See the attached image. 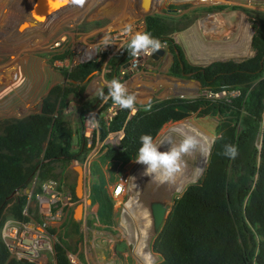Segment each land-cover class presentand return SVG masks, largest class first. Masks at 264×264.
<instances>
[{
	"label": "rangeland",
	"instance_id": "obj_1",
	"mask_svg": "<svg viewBox=\"0 0 264 264\" xmlns=\"http://www.w3.org/2000/svg\"><path fill=\"white\" fill-rule=\"evenodd\" d=\"M34 1L0 0V121L38 112L41 98L49 87L67 81L60 69L69 70L78 63L89 60L97 63V67L85 77L81 96L83 101L94 99L95 89L104 80H110L105 77L109 59L128 41L129 37L124 32L125 26L131 24L134 32H143L144 16L148 13H162L168 15L173 24H181V28L171 31L170 36L184 47L185 53L188 54L187 60L206 63L214 59L235 60L251 55L249 43L254 20L247 9L264 10V0H152L154 6L151 0H85L82 6L72 2L70 5L60 6L62 8L57 12V9L54 10L56 13L51 15L52 19L48 15L46 21L35 22L30 13ZM103 35L110 36L114 43L100 49ZM162 45L164 49L162 55L156 58L146 55L132 57L124 62L126 67L124 73L120 72L119 67L117 77L126 84L130 93L136 95L139 104H146L154 98L193 97L198 94L199 84L196 80V83H193L189 78L183 80L167 72L171 52L166 44ZM198 55L202 59H192V56ZM129 64L132 66L131 70L127 68ZM98 103L101 101L99 100L96 105ZM80 104L81 102L71 96L63 108V117L74 132L71 137L73 150L77 148V128L81 127L82 123L78 115ZM230 110L234 113L221 111L220 114L214 113L212 107L206 114L182 109L183 116L163 123L154 140L169 137L174 143H178L180 138L172 135L171 129L180 126L205 133L211 141L216 135L217 122L222 119L235 120L236 112L234 109ZM164 144V147H170L169 143ZM134 149L127 162L139 164L133 160L136 158L138 147ZM84 157L85 154L79 160L48 163L40 173L32 176L30 185L26 184L10 196L26 197L22 220L14 219L6 209L3 210L5 219L0 233L8 246L10 258H19L16 254L20 247L19 239L26 235L25 231H28L27 227H31L32 223L43 229V237L49 248L44 247V244H38V241L33 243L38 252V260H42H39L40 263L37 259H29L30 261L54 264L52 245L58 242L66 247V253L70 254L73 261L75 260L73 254H78L79 262L76 264L96 263L88 256L89 243H92L89 228L96 220L90 213L95 204L90 206V203H97L96 215L100 221L108 220L107 214L112 205L107 168L98 159V155L90 164L89 173H83L81 218L72 217L73 207L79 201L75 199L71 209L59 218V223L49 220L50 225L55 226L53 230L49 226H42L44 214L37 196L40 195L42 183L47 180L56 183V190L61 189L62 192L71 194L76 175L72 165L82 164ZM184 157V161L187 160L188 156ZM201 174L202 172L186 183L195 182ZM186 183L177 190L174 181L160 184L145 175L140 182L139 199L142 204L149 210L150 205L155 202L164 207L163 216L156 228L151 224V241L160 230L173 199L181 193ZM85 197L90 198L89 203L84 201ZM55 208L51 206L50 211L53 212ZM73 221L76 222L75 225ZM106 252L111 255V250L106 249ZM41 254L44 259L39 257ZM158 260L156 256L154 264ZM126 263L127 261L115 258L111 264Z\"/></svg>",
	"mask_w": 264,
	"mask_h": 264
},
{
	"label": "trees",
	"instance_id": "obj_2",
	"mask_svg": "<svg viewBox=\"0 0 264 264\" xmlns=\"http://www.w3.org/2000/svg\"><path fill=\"white\" fill-rule=\"evenodd\" d=\"M247 11L254 20L249 43L252 54L207 63L187 60L181 46L170 36L181 24H173L168 15L158 12L144 16L143 32L151 33L171 52L167 66L170 75L194 79L199 87L240 90L230 102L220 101L224 108H234L235 120L217 122L216 135L222 134L223 139L211 146L201 176L173 199L153 237L151 246L159 258L156 264H264V150L255 147L264 138V10ZM126 44L109 59L107 79L121 80L117 77L119 67L132 58ZM96 67L97 63L89 60L69 70L60 69L67 81L49 87L38 112L0 121V230L5 219L3 210L16 220L24 218L26 197L10 196L35 173L48 163L79 160L85 154L81 127L77 128V148L71 149L74 132L63 117V108L71 96L75 97L81 102L78 115L82 121L83 112L96 105L99 98L83 101L81 96L85 77ZM150 101V111L144 110L145 104H137L139 110L129 118L126 119L128 110L114 116L109 128L123 127L124 135L119 148H107L101 159L116 157L126 161L130 150L140 146L142 134L154 138L163 123L183 116L182 109L206 114L214 107L203 97L167 96ZM104 132L101 126L100 134ZM225 144L237 146L239 154L235 159L218 154ZM71 195L76 199L73 188ZM52 249L54 264H71L66 247L55 242ZM0 264L35 263L10 258L0 233Z\"/></svg>",
	"mask_w": 264,
	"mask_h": 264
},
{
	"label": "built area",
	"instance_id": "obj_3",
	"mask_svg": "<svg viewBox=\"0 0 264 264\" xmlns=\"http://www.w3.org/2000/svg\"><path fill=\"white\" fill-rule=\"evenodd\" d=\"M124 64L120 66L121 73L125 72L126 67H124ZM127 68L131 70L132 66L129 64ZM239 93L240 90L238 87H220L213 89L204 86L199 87L198 94L193 97H203L214 104V113L220 114L221 111L233 114L234 112L230 109L233 110L234 108L226 109L219 103L220 101L230 102L231 99L239 95ZM119 111L120 109L113 111L111 101H109L107 104H103L102 102L98 103L82 114L81 135L87 148L81 164L83 173H89L90 164L98 155V159L102 164L106 165L107 168L109 181L108 190L112 201L108 220L104 221H100V218L96 215L97 203H90V206L95 204V208L92 209L90 213L92 216L94 215L96 220L89 228L91 234L90 242L92 243H89L88 256L92 257L93 261H96V263L94 262L93 264H111L115 258L127 261L126 264H154L157 254L152 249V241L150 240L152 216L150 210L143 205L139 199L140 182L145 176L140 171V164H130L127 162L129 159L124 162L116 157L101 159L102 153L107 148H119L121 144L124 135L123 127L116 129L109 128L110 121ZM90 114L94 115L98 121L96 127H92L86 120L89 118ZM222 114L224 115L225 113ZM131 115L132 113L128 111L126 119ZM224 120L225 119H222L221 121ZM101 126L105 129L103 135L100 134ZM135 147L139 148V146ZM134 148L130 150V153L135 151ZM133 155L135 156L136 153ZM55 185L56 183L53 180H47L41 185L40 195L37 194L40 206L42 207V213L44 214L41 225L49 226L52 229H54L55 226L50 225V223H59V218L61 216L63 217L65 213L71 209L75 200L71 194L62 192L61 189L60 191L56 190ZM137 205L142 208H139ZM51 206L56 207L53 212L50 211ZM143 209L146 211V218H149V221L148 225L141 229L137 216ZM49 220L52 221L49 222ZM86 224L90 225L91 223ZM84 226L86 227V225ZM27 228L31 237H29V232L26 230V235L19 239L20 247L16 254L19 257L18 259L21 257H26L28 260L37 259L40 263L39 260L42 259L38 260L37 258L38 252L36 246L33 244L30 250L29 243H25L26 241H24V239L32 241L30 243L38 241V244H44V247L47 248H49V245L45 237H43V229L40 226L31 223V227ZM105 245H107V247H105ZM106 249H109V251L111 250V255L106 252ZM66 255L71 264L79 262L77 253L73 254L74 261L70 258L69 253H66ZM39 257L43 258V255L41 254ZM34 263H37L36 260Z\"/></svg>",
	"mask_w": 264,
	"mask_h": 264
},
{
	"label": "clouds",
	"instance_id": "obj_4",
	"mask_svg": "<svg viewBox=\"0 0 264 264\" xmlns=\"http://www.w3.org/2000/svg\"><path fill=\"white\" fill-rule=\"evenodd\" d=\"M71 2L82 6L85 0H71ZM124 32L129 37L126 50L132 57L139 58L141 55L152 56L153 53L163 47L160 40L153 37L151 33L146 31L134 32L131 24L125 26ZM113 43L110 36L103 35L100 40V49ZM95 95L103 104L111 101L113 111L116 109L128 110L135 114L139 110L136 107V95L130 93L126 84L119 79L104 80L95 89ZM144 110H151V101L144 105ZM86 120L92 127H96L98 124L97 119L92 114ZM171 134L180 138L178 143H174L171 138L155 141L151 134H142L136 158L133 159L134 162L145 165L143 175L151 177V179L160 184L174 181L176 175L183 171L186 164L183 159L184 156L199 154L200 156L208 157L211 154V146L217 140L223 139V135L219 134L213 136L211 141H207L198 130L180 126L172 128ZM165 142L169 143V149L160 151L158 146ZM255 147L258 151L264 150V138H260ZM218 154L235 159L239 152L236 145L225 144L223 152ZM199 174L200 170L198 168L197 175Z\"/></svg>",
	"mask_w": 264,
	"mask_h": 264
},
{
	"label": "bare ground",
	"instance_id": "obj_5",
	"mask_svg": "<svg viewBox=\"0 0 264 264\" xmlns=\"http://www.w3.org/2000/svg\"><path fill=\"white\" fill-rule=\"evenodd\" d=\"M152 2H153L152 6H154V1H152ZM70 3H71V0H35L32 4L34 6L30 10V13H31L32 17L34 18L35 22H42L46 19V17L48 15L52 19V17H53V16L51 17L52 14H55L59 9H61L63 7V5L64 6L70 5ZM60 6H62V7H60ZM142 8H145V7H142ZM54 10H56V12ZM51 12H53V13H51ZM43 23H45V22H43ZM201 134L203 135L204 138H206L207 141H210V138L205 133H201ZM165 139H169V137H165L163 140H165ZM166 143L168 145V142H166ZM166 143L165 144L163 143V144L166 145ZM163 144L158 146L159 150L160 151H167L169 147L166 148V146L164 147ZM187 156L188 157H187V160H185L186 164L184 166L183 171L181 173H178L174 179V183L176 185L175 189H177V190L182 188L183 185L188 180H192V179L198 177L200 174L197 175V169L199 168L200 173H201L203 170V167L205 165V162H206V157L200 156L199 154L187 155ZM183 158H185V157H183ZM144 168H145V165L140 164V171L142 173L144 172ZM137 206L139 208H142L139 205H137ZM146 214H147L146 211L143 209L142 211L139 212V214L137 216L138 221L140 222L141 229L144 226L148 225L149 218H146ZM24 241H26L25 243H29V248L31 250L33 247V243H30V242H32V241H28V239H24Z\"/></svg>",
	"mask_w": 264,
	"mask_h": 264
},
{
	"label": "water",
	"instance_id": "obj_6",
	"mask_svg": "<svg viewBox=\"0 0 264 264\" xmlns=\"http://www.w3.org/2000/svg\"><path fill=\"white\" fill-rule=\"evenodd\" d=\"M163 52H164V49L162 48V49L158 50L157 52L153 53L152 57L156 58L159 55H162ZM72 168L76 172L73 192H74V196L76 197V199L79 200V201H77V203L73 207L72 217L74 219H79V218H81V214H82V210H83V200H82V197H83V189H82L83 169H82L81 164H74V165H72ZM28 185H30L29 182L27 183V186ZM84 201L89 203L90 198L85 197ZM150 213L152 216V224H154V226L156 228V226L159 224V222L161 221V218L163 216L164 207L159 202L152 203L150 205ZM20 260L26 261L28 259L26 257H21Z\"/></svg>",
	"mask_w": 264,
	"mask_h": 264
},
{
	"label": "crops",
	"instance_id": "obj_7",
	"mask_svg": "<svg viewBox=\"0 0 264 264\" xmlns=\"http://www.w3.org/2000/svg\"><path fill=\"white\" fill-rule=\"evenodd\" d=\"M181 47L183 48V51H184V54H185V57L187 58V56H188V54L187 53H185V50H184V47L181 45ZM198 58H201V57H199V55L198 56H192V59H198ZM188 59V58H187ZM202 59V58H201ZM192 62H196V61H194V60H192ZM209 62V61H208ZM199 63H200V61H199ZM207 63V62H206ZM181 79H183V78H181ZM184 80V79H183ZM189 80H191L193 83L195 82L196 83V81L195 80H193V79H189ZM192 83V84H193Z\"/></svg>",
	"mask_w": 264,
	"mask_h": 264
}]
</instances>
